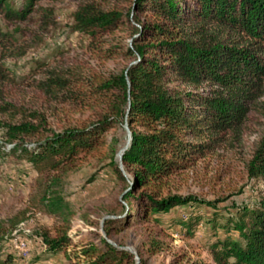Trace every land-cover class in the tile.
<instances>
[{
  "label": "trees",
  "instance_id": "1",
  "mask_svg": "<svg viewBox=\"0 0 264 264\" xmlns=\"http://www.w3.org/2000/svg\"><path fill=\"white\" fill-rule=\"evenodd\" d=\"M24 1L23 9L13 13L0 0V18L25 20L34 2L42 0ZM42 15L49 20L48 11ZM71 30L91 58L127 63L116 72L89 73L87 77L50 72L36 81L35 89L46 95L56 97L67 91L66 102L70 98L79 108L102 111V118L95 122L68 127L37 143L32 151H19L38 177L46 180L45 184L38 181V187L49 213L67 224L59 213L60 197L52 188L81 158L100 149L106 143L104 134L118 123L127 126L129 145L119 163L114 140L107 152L108 167L126 191L128 213L123 226L155 223V216L195 202L164 195L165 188L171 178L237 142L247 130L251 113L257 111L256 101L264 96V0H132L128 13L87 1L73 12ZM123 32L129 33V45L115 40ZM9 48L8 38L0 31V50ZM66 75L83 92L70 95L72 83ZM4 78L0 71V79ZM15 111L22 121L7 126L9 140L43 131L40 125L26 121L44 123L42 115ZM245 170L250 180L261 182L263 195L232 223L236 239L208 245L214 264H264V134ZM24 221L22 212L0 220V238L10 236ZM114 222H104L108 237ZM178 224L189 236L195 225ZM66 229L62 226L57 237L46 242L54 251H61L68 264H132L128 253L104 240L100 247L94 241L74 244ZM169 248L152 238L144 254L152 257Z\"/></svg>",
  "mask_w": 264,
  "mask_h": 264
},
{
  "label": "rangeland",
  "instance_id": "2",
  "mask_svg": "<svg viewBox=\"0 0 264 264\" xmlns=\"http://www.w3.org/2000/svg\"><path fill=\"white\" fill-rule=\"evenodd\" d=\"M3 1L13 13L25 4L24 0ZM87 1L123 13L129 12L132 2L42 0L34 2L25 20L0 18V31L8 38L10 47L0 50V71L5 74L0 79V220L21 212L25 215V221L15 232L0 238V264H68L62 252L54 251L46 242L55 239L65 225L74 244L94 241L100 247V240H104L112 248L128 253L132 264H214L208 245L225 238L236 239L232 223L263 195L261 182L250 180L245 166L264 134V96L257 99V111L251 113L248 128L237 142L217 149L191 169L171 178L164 195H178L195 202L155 216V223L146 221L126 227L122 223L128 213L126 191L108 167L107 149L112 140L117 144L118 153L127 146L125 125L118 123L108 130L104 134L106 143L81 158L52 188L60 197L59 213L64 215L67 224L49 213V204L42 200L38 187V181L45 184L46 180L38 177L31 164L19 156L21 149L32 151L37 143L52 134L68 127L81 128L102 118L99 108H79L70 98L66 102L67 91L53 97L36 90V81L50 72H74L85 77L89 73L116 72L127 63L91 58L81 39L72 33V14ZM43 11L49 12V20L42 15ZM120 39L123 45L131 42L128 32L115 35L116 41ZM65 78L72 83L70 95L83 92L74 79L68 75ZM18 109L26 115L32 112L42 115L44 123L26 121L36 127L40 125L44 132L40 130L34 136L20 135L16 140H9L7 126H17L22 121V115L15 111ZM115 161L119 163L117 157ZM110 220L115 222L108 237L104 222ZM180 222L195 224L190 236ZM152 238L167 243L169 250L145 256L144 249Z\"/></svg>",
  "mask_w": 264,
  "mask_h": 264
},
{
  "label": "water",
  "instance_id": "3",
  "mask_svg": "<svg viewBox=\"0 0 264 264\" xmlns=\"http://www.w3.org/2000/svg\"><path fill=\"white\" fill-rule=\"evenodd\" d=\"M125 131H126V134H127V146H126L125 148H123V149L117 154V158H118L119 162H120V160H121L122 154H123L124 151L127 149L128 144H129V142H130V133H129V130H128L127 126H125ZM106 241H107L109 244H111L108 240H106ZM113 247H114V245H113Z\"/></svg>",
  "mask_w": 264,
  "mask_h": 264
}]
</instances>
